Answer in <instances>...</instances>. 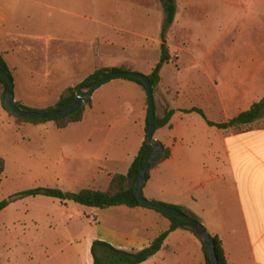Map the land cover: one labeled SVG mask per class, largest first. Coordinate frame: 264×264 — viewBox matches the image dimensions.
I'll return each mask as SVG.
<instances>
[{
  "label": "rangeland",
  "instance_id": "374dc122",
  "mask_svg": "<svg viewBox=\"0 0 264 264\" xmlns=\"http://www.w3.org/2000/svg\"><path fill=\"white\" fill-rule=\"evenodd\" d=\"M176 4L175 19L162 35L164 13L159 0L142 4L137 0H14L13 51L7 57L17 101L44 111L55 103H44L51 99L41 91L54 93L52 82L59 80V70L65 73L85 59L97 62L104 50L110 61L96 64L93 72L121 67L146 75L159 60L164 42L170 59L154 87L157 114L162 116L171 108L177 115L173 131L160 128L154 138L175 145L178 155L176 163L160 162L149 174L151 183L165 190L174 183L181 185L182 148L189 131L203 134L208 128L199 113L183 109L199 107L206 117L223 120L218 88L230 90L228 84L240 76L236 67L247 64L249 51L264 41V0H176ZM3 94L0 82V156L5 162L0 201L34 187L104 190L108 176L126 173L142 146L140 116L146 92L128 77L98 88L83 120L61 129L53 120L17 119L4 108ZM263 125L264 110L255 126ZM202 146L193 147L191 156L209 164L211 156ZM96 213L100 220L107 214L41 195L11 202L0 212V264H85L86 240L98 226L92 217ZM104 220L117 228L128 224L124 217Z\"/></svg>",
  "mask_w": 264,
  "mask_h": 264
},
{
  "label": "crops",
  "instance_id": "0c3cea01",
  "mask_svg": "<svg viewBox=\"0 0 264 264\" xmlns=\"http://www.w3.org/2000/svg\"><path fill=\"white\" fill-rule=\"evenodd\" d=\"M137 1L139 4L143 2V0ZM14 7V0H0V53L9 69L7 57L13 51L10 44L13 38L10 36L14 34L12 33ZM249 52V62L236 67L235 71L239 72L240 76L235 82L228 84L230 90L224 92L221 87L218 88V104L223 113V120L216 121L207 116L209 120L228 122L264 96L262 90L264 89V41ZM97 58V62L93 59H85L81 66H75L65 73L59 70L61 71L58 75L59 80L52 82L54 93L50 89L41 91L45 98L51 99L45 100L44 103L56 104L60 96L67 93V89L75 87L91 74L96 64L110 61L109 54L104 50L97 55ZM154 66L147 70L146 75L151 73ZM153 95L157 111L155 92ZM161 103L165 104V101L161 100ZM141 110L143 144L147 101L142 104ZM176 115L174 113L164 127L173 131V119ZM262 119L263 113L249 125L227 129L208 125L203 134L202 131L199 134L196 131H189L188 142L187 140L183 142L182 148L181 185L174 183L173 187L165 190L163 186L151 183L149 174L143 187V195L148 199L180 207L184 213L204 223L211 236L220 239L226 264H264V125L255 126ZM161 143L170 153L168 158L159 162V165L176 163L178 155L176 146ZM200 144L211 156L209 164L204 158L198 162L191 156V152ZM115 173L120 172L108 176L107 187L111 175ZM206 173L210 177L206 178ZM178 185L180 190L177 188ZM122 206L124 205L106 208L89 207L92 210L100 209L107 212L103 215L107 219L124 217L128 224L117 228L108 224L104 218L100 220L98 213L93 214V220L99 227L96 226L95 235L91 236V240L88 238L86 240V253L83 257L85 264H93L90 247L95 239L106 241L118 249L137 252L147 247L160 232L170 226V220L158 211H153L154 209L142 206L133 208L125 206L127 209H119ZM139 264H206V257L195 233L186 228H177L167 235L162 247L155 254Z\"/></svg>",
  "mask_w": 264,
  "mask_h": 264
},
{
  "label": "trees",
  "instance_id": "16d2710c",
  "mask_svg": "<svg viewBox=\"0 0 264 264\" xmlns=\"http://www.w3.org/2000/svg\"><path fill=\"white\" fill-rule=\"evenodd\" d=\"M159 1L162 5L163 13H164L163 26H162V35H164L175 19V15L177 12V4H176V0H159ZM160 51L161 54L158 62L153 67L151 73L148 74V77L153 86V92H154V87L160 81V71L162 69L163 64L168 62L170 59L167 46L164 42L160 45ZM0 67L3 70H5L7 73H9L12 77L10 69L1 53H0ZM119 70H125V69L121 67H102L96 69L94 72L89 74L85 79L79 82L75 87L67 89V93L61 95L57 103L53 107L47 108V110L64 109L68 107L73 103L75 99L76 90L84 86H87L89 84H92L93 82L99 80L101 77L111 72L119 71ZM130 79L138 82L143 86V84L139 80L133 78ZM0 82L3 85V90L5 93V91L8 88V84L1 75H0ZM17 105L23 110H27V111L33 110L31 108L25 107L20 101H17ZM85 108L86 105H82L76 111H74L69 115L62 117H55L51 119H26L18 115H15L13 113H11V115H14L17 119H20L22 121L34 122V123L53 120L55 125L61 129L68 126L71 123L81 121L84 116ZM263 110H264V96L261 98V100L254 102L247 110L240 112L236 117L230 119L228 122H214L207 119L204 111L199 107H191L189 109H183L184 112L195 111L199 113L204 119H206L208 125L216 126L220 129L249 125L261 117ZM174 113H175V109L170 108V109H166L162 116H159L157 115L156 106H155V114H156L155 130L166 126L169 123ZM148 126H149V117L147 113L145 119V132H147ZM143 147L144 144H142L137 156L134 158L126 174L115 173L111 175L109 185L105 190L82 188L78 191H63L59 188H52V187H34L18 192L14 197L10 198L9 200L6 199L1 200L0 212L4 210L7 206H9L10 203L13 201H16L18 199H23L25 197H34L40 195L50 198H55L64 202L71 201L83 206L93 207V208H106L111 206L124 205L131 208L142 206V207L154 209L152 207L142 205L138 201L133 190L134 182L136 180L140 165L144 163L152 153V147L148 146L147 150L141 156ZM169 153H170L169 149L165 148L163 157L157 163L168 158ZM156 164H154L152 167H154ZM4 167H5L4 159L0 156V174L3 172ZM152 167H150V169ZM149 170L147 171L146 180L149 178ZM129 181L131 182L130 185L127 184ZM170 206L180 209V207L177 206H173V205ZM156 211H158L159 213H161L163 216H165L170 220V226L168 229L160 232V234L156 236L147 247L137 252H129L115 248L106 241L95 239L90 247V253L93 259V264H139L145 261L146 259H148L153 254H155L162 247L165 238L171 231L177 228H186L194 233L193 227L188 222L177 219L176 217L168 213L159 210ZM212 237L215 242V250L218 259V264H226L227 262L220 239L216 236H212ZM205 257H206V264H210V260L206 256V254Z\"/></svg>",
  "mask_w": 264,
  "mask_h": 264
},
{
  "label": "water",
  "instance_id": "95a60500",
  "mask_svg": "<svg viewBox=\"0 0 264 264\" xmlns=\"http://www.w3.org/2000/svg\"><path fill=\"white\" fill-rule=\"evenodd\" d=\"M0 75L5 79V81L8 84V88L2 97V104L4 108L8 112L26 119H51L55 117H62L69 115L74 111H76L80 106L87 105L91 101V97L93 93L108 81L118 77H128L139 80L145 88L147 113L149 117V126L143 141L144 147L141 156L147 150L148 146L152 147V153L149 156V158L139 167L138 174L133 186L134 194L142 205L152 207L156 210L168 213L176 217L177 219L188 222L193 227L196 237L200 241L206 256L210 260V264H218V259L215 250V242L204 223H202L197 218L188 215L187 213H184L182 210L176 207H172L170 205L160 203L157 201L148 200L143 195V187L146 182L147 171L150 169V167L156 164L163 157L165 152V148L163 144L159 140L154 138V133L156 129L155 101L153 95V86L148 75L127 71V70H119V71L111 72L101 77L99 80L93 82L92 84H89L87 86H84L76 90L75 99L73 103L68 107L64 109L44 110V111H37V110L27 111L21 109L17 105L15 91H14L15 84L13 78L9 73H7L1 67H0Z\"/></svg>",
  "mask_w": 264,
  "mask_h": 264
}]
</instances>
